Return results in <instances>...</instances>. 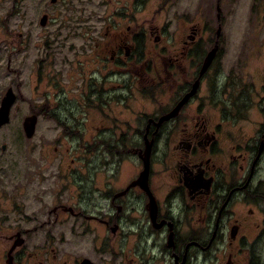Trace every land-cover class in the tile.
I'll use <instances>...</instances> for the list:
<instances>
[{
	"label": "flooded vegetation",
	"instance_id": "obj_1",
	"mask_svg": "<svg viewBox=\"0 0 264 264\" xmlns=\"http://www.w3.org/2000/svg\"><path fill=\"white\" fill-rule=\"evenodd\" d=\"M250 3L262 66L242 83L222 26L234 0L46 3L54 52L29 117L77 153L26 176L48 205H0V264H264V0Z\"/></svg>",
	"mask_w": 264,
	"mask_h": 264
},
{
	"label": "rangeland",
	"instance_id": "obj_2",
	"mask_svg": "<svg viewBox=\"0 0 264 264\" xmlns=\"http://www.w3.org/2000/svg\"><path fill=\"white\" fill-rule=\"evenodd\" d=\"M48 2L49 0H0V101L8 88H12L17 95L10 112V123L0 129V205H48L52 195L43 196L42 202L32 201L29 196L32 191L28 193L25 184L26 176L30 171L41 169L44 156L52 160V155L67 154V149L68 152L77 153L75 144L43 143L41 137H51V132H48L50 127L40 121L31 139L25 137L22 127L24 119L30 116V107L35 104L36 95L41 91L42 83L36 82V64L44 59L45 52H54L44 49L45 31L39 25L42 9ZM254 7V10L259 8L257 3ZM260 9H263V5ZM250 11V0H234L233 15L225 17L222 25L228 50L234 49L232 44L237 45L236 73L240 83L249 79L253 68L258 71L262 66V60H253L250 56L251 22L255 20L258 22L255 25H262L261 19L254 18ZM208 15L210 16V10ZM212 18L214 20V15ZM2 145L6 146L5 151L1 150ZM101 152L96 147L88 149L87 153ZM16 209V212L23 214L24 207ZM34 238L36 242L40 241L37 236Z\"/></svg>",
	"mask_w": 264,
	"mask_h": 264
},
{
	"label": "water",
	"instance_id": "obj_3",
	"mask_svg": "<svg viewBox=\"0 0 264 264\" xmlns=\"http://www.w3.org/2000/svg\"><path fill=\"white\" fill-rule=\"evenodd\" d=\"M218 11H220V10L218 9ZM218 16H219V14H218ZM45 20H46L45 16L40 19V25L41 26L45 25ZM209 62H210V59L208 60V64H209ZM16 100H17V95H15L12 88H8L6 90V92L4 93V96L2 97L1 101H0V129L7 126L10 123V112H11V109H12L13 105L15 104ZM36 121L37 120H36L35 116L28 117V118L24 119L22 127H23L24 135L27 139L32 138L34 131H35ZM1 150L5 151L6 146L2 145ZM152 202H153V200H152ZM21 242H19V244H21ZM15 243H17V241H15ZM86 263H88V262H86Z\"/></svg>",
	"mask_w": 264,
	"mask_h": 264
}]
</instances>
